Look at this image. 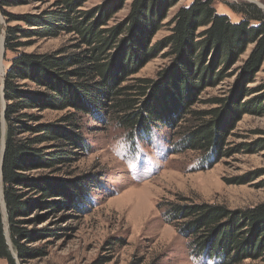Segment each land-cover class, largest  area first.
I'll return each mask as SVG.
<instances>
[{
  "label": "trees",
  "instance_id": "trees-1",
  "mask_svg": "<svg viewBox=\"0 0 264 264\" xmlns=\"http://www.w3.org/2000/svg\"><path fill=\"white\" fill-rule=\"evenodd\" d=\"M86 1L56 0L37 14H13L5 8L21 0H0L7 18L6 23L0 20V39L4 36L6 51L17 53L4 80L5 134L0 104V162L3 138L5 143L0 175L11 240L10 246L0 199V260L8 264H29L30 259L45 256L46 249L31 247L30 241L58 236L59 229L46 226L35 231L25 223L42 220L50 210L74 208L86 193L83 180L73 183L56 177L72 165L76 148L82 146L81 113L109 111L118 126L139 127V131L159 123L176 126L188 117L182 129L176 126L178 149L206 157L211 152L214 160L227 155L228 136L243 114L264 116V79L250 87L264 66V10L256 4L225 2L242 15L241 21L234 22L217 11L215 0H193L167 23L171 34L152 44L169 9L179 0H133L127 16L114 25L110 21L127 0H108L83 11ZM13 21L25 26L11 25ZM62 33L75 34L71 50L20 51L28 46L22 38ZM250 44L247 58L232 73ZM164 49L171 63L156 77L126 83ZM233 75L229 93L210 100L218 107L194 108L205 88ZM254 92L261 95L243 100ZM46 110L64 113L57 120L43 121ZM248 146L259 151L264 139ZM38 169L44 173L28 174ZM45 206L51 209L44 215L48 211H39ZM172 214L185 220L187 232L196 237V249L208 250L211 256L217 253L222 264L264 257V203L240 212L205 203L176 205Z\"/></svg>",
  "mask_w": 264,
  "mask_h": 264
},
{
  "label": "rangeland",
  "instance_id": "rangeland-1",
  "mask_svg": "<svg viewBox=\"0 0 264 264\" xmlns=\"http://www.w3.org/2000/svg\"><path fill=\"white\" fill-rule=\"evenodd\" d=\"M55 1L21 0L20 4L5 9L13 14H37ZM106 1L87 0L80 9L96 8ZM132 1H125L110 25L127 16ZM192 2L179 0L169 9L152 44L171 34L172 26L167 23L180 7ZM225 2L254 3L264 10V0H215L217 11L230 16L234 22L241 21L242 15ZM0 16V20L6 23L7 18L1 10ZM10 24L25 26L22 21ZM204 29L202 27L200 31ZM74 37L73 33H62L51 38H22L28 46L20 51L51 53L60 48L71 50L75 43ZM252 47L250 44L241 55L232 67V73L247 58ZM167 51L164 49L147 62L126 83L134 84L140 78L156 77L161 69L171 63V57L166 56ZM16 54L5 49L1 57V106L4 102L2 89L6 69ZM235 76L205 88L194 108L210 110L218 107L210 100L226 96ZM263 79L264 66L250 87H256ZM25 82L35 87L31 81ZM260 93L254 92L243 100L248 101ZM63 113L46 110L43 112V121L57 120ZM97 113L99 115L80 114L82 146L76 148V160L72 165L56 174V177L73 183L83 180L86 193L76 201L74 208L67 206L50 212L48 210L51 208L45 206L39 212L48 211L41 213L45 215L50 212L48 216L36 223H25L35 231L46 226L59 229L58 236L30 241L29 246L45 248L47 254L30 259L29 264H222L223 259L217 253L211 256L208 250L196 249L193 232L188 233L185 220L177 218L172 212L176 205L202 203L222 205L230 211L240 212L264 203V148L251 151L248 146L264 139V116L243 114L228 136L227 155L214 160L211 152L206 157L194 150L178 149L180 140L175 133L176 126L182 129L189 123L186 120L188 117L177 122L176 126L159 123L156 127L151 124L149 131H139V127L131 130L118 126L109 111ZM41 173L44 171L38 169L28 174L37 176ZM2 190L0 180V199ZM33 213L30 217L34 216ZM4 221L7 227V220ZM0 264H8V261L2 259ZM239 264H264V257L244 259Z\"/></svg>",
  "mask_w": 264,
  "mask_h": 264
},
{
  "label": "water",
  "instance_id": "water-1",
  "mask_svg": "<svg viewBox=\"0 0 264 264\" xmlns=\"http://www.w3.org/2000/svg\"><path fill=\"white\" fill-rule=\"evenodd\" d=\"M0 19H2V17L0 16ZM3 38V40H5L4 37H1V39ZM1 41V40H0ZM4 45H5V41H4ZM6 49V47H5ZM5 49H4V52H5ZM3 52V53H4ZM4 87H5V84H4V81H3V99H4V102L2 104V120H3V126H2V130H3V133L5 134V110H6V101H5V94H4ZM4 150H5V143H4V138H3V144H2V155H1V162H0V170H1V173H2V164H3V156H4ZM0 180L2 181V177L0 175ZM1 205H2V209H3V214H4V220H7V207H6V204H5V201H4V193H3V190L1 191ZM5 231H6V237H7V240L11 246V240H10V235H9V231H8V226L5 227Z\"/></svg>",
  "mask_w": 264,
  "mask_h": 264
},
{
  "label": "bare ground",
  "instance_id": "bare-ground-1",
  "mask_svg": "<svg viewBox=\"0 0 264 264\" xmlns=\"http://www.w3.org/2000/svg\"><path fill=\"white\" fill-rule=\"evenodd\" d=\"M4 37V36H3ZM4 49H5V45H4V40H3V38L1 39V42H0V66H1V64H2V62H1V57H2V54H3V52H4ZM2 72H4L3 71V67H2Z\"/></svg>",
  "mask_w": 264,
  "mask_h": 264
}]
</instances>
